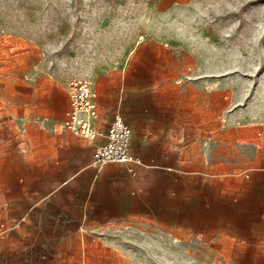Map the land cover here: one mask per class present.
Returning <instances> with one entry per match:
<instances>
[{"label":"rangeland","instance_id":"374dc122","mask_svg":"<svg viewBox=\"0 0 264 264\" xmlns=\"http://www.w3.org/2000/svg\"><path fill=\"white\" fill-rule=\"evenodd\" d=\"M154 37L208 43L226 91L224 173L155 178L160 199L134 204L150 218L82 226L79 257L64 235L20 239L15 220L51 223L23 194L0 208V264H264V0H0V164L29 152L41 123L62 125L69 76L117 80Z\"/></svg>","mask_w":264,"mask_h":264},{"label":"crops","instance_id":"0c3cea01","mask_svg":"<svg viewBox=\"0 0 264 264\" xmlns=\"http://www.w3.org/2000/svg\"><path fill=\"white\" fill-rule=\"evenodd\" d=\"M129 60L134 64L117 80L108 73L94 83L96 126L105 132L120 114L132 128L130 150L140 162L131 165L133 172L121 163L98 169L91 164L92 152L105 141L103 136L90 141L58 122L41 123L39 141L30 144L29 152L10 154L7 168L0 164V208L17 207L23 194L31 192L33 209L50 217L47 226L42 220H15L20 239L64 235V240L78 241L72 256L79 257L82 226L150 218L134 204L160 199V182L155 178L224 173L226 91L224 78L205 67L208 43L154 37L140 41ZM63 96L64 120L69 109L67 88ZM4 173L7 180L1 179ZM2 190H7V198L1 197ZM69 225L72 229L65 227Z\"/></svg>","mask_w":264,"mask_h":264},{"label":"built area","instance_id":"2783aa9c","mask_svg":"<svg viewBox=\"0 0 264 264\" xmlns=\"http://www.w3.org/2000/svg\"><path fill=\"white\" fill-rule=\"evenodd\" d=\"M69 97V109L62 121L64 129L71 133L94 141L98 136H103L105 141L96 144L91 164L101 169L109 163H121L128 166V171L133 172L132 164L140 160L131 153L132 128L121 116L111 122L107 131H100L96 123L99 119L97 91L93 79L89 74H73L66 80Z\"/></svg>","mask_w":264,"mask_h":264}]
</instances>
